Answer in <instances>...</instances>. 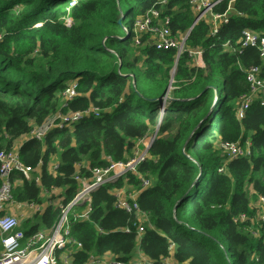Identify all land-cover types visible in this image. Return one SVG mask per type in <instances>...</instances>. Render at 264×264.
I'll return each instance as SVG.
<instances>
[{
	"label": "trees",
	"instance_id": "16d2710c",
	"mask_svg": "<svg viewBox=\"0 0 264 264\" xmlns=\"http://www.w3.org/2000/svg\"><path fill=\"white\" fill-rule=\"evenodd\" d=\"M72 1L0 0V152L12 151L57 114L89 113L52 130L43 142L29 138L19 150L21 162L40 171L31 180L14 175V202L46 204L21 230H51L61 209L47 205V194L67 205L78 189L76 174L126 162L157 130L137 174L93 192L89 220L71 217V235L82 245L76 264L89 254L129 261L136 249L150 264H162L171 244L180 264H264V229L257 239L248 231L257 228L250 202L264 198V107L252 103L241 119L235 110L250 92L244 70L261 67L264 79V66L257 49L234 54L223 48L227 41L235 44L243 29L264 36V0H236L241 16L215 37L204 23L191 31L186 44L203 50L205 66H193L184 54L169 96L176 50L156 49L150 36L143 38L150 43L135 46L134 26L157 10L173 36L186 33L195 19L191 0H75L69 8ZM67 90L76 96L65 98ZM167 96L171 103L160 114V102L152 100ZM248 139L251 157L223 163L218 140L244 145ZM142 179L151 182L148 189H141ZM124 188L139 192L148 224L116 208L115 191ZM85 210V204L76 206L74 214ZM242 215L246 221L236 223Z\"/></svg>",
	"mask_w": 264,
	"mask_h": 264
},
{
	"label": "built area",
	"instance_id": "2783aa9c",
	"mask_svg": "<svg viewBox=\"0 0 264 264\" xmlns=\"http://www.w3.org/2000/svg\"><path fill=\"white\" fill-rule=\"evenodd\" d=\"M158 1L162 5L166 4L165 0ZM224 3H227L226 9L223 12L218 11ZM235 3L236 0H191L190 8L195 15L193 24L186 33H180L176 36L171 34L170 27L160 19L159 11L152 10L135 22L134 44L135 46L147 45L150 40L144 42L143 38L150 36L151 45L156 49H175L176 60L171 70L172 75H174L176 66L184 54L191 60L193 66L203 68L205 64L203 50L188 47L186 44L187 39L191 31L201 23L207 25L211 37L217 36L222 28L230 24L232 18L241 16L235 9ZM75 4L76 1H72L69 8ZM67 25L70 26L71 24L68 22ZM223 48L234 54L246 48L257 49L261 56V63L264 66V36L255 31L243 29L235 44L227 41L223 44ZM244 71L250 85V92L243 95L236 102L235 110L238 119L243 118L249 106L256 101H259L261 106L264 107V79L261 67L253 66ZM170 91H168V96ZM64 96L71 99L76 96V92L68 90L64 93ZM168 96L160 102L162 111L170 105ZM96 113L99 112L96 111ZM88 114L76 113L70 117L57 114L50 118L54 122L49 123L47 120L43 126L36 127L29 136L43 142L54 127H63L64 122H69L70 119L71 122L76 123ZM58 120L60 123L56 124L55 122ZM156 136L157 130L154 135L149 134L140 140L133 156L126 162L111 164L107 168H88L89 176L76 174L74 180L78 185L77 192L67 205L63 206L61 202L58 204L57 207L61 209V214L54 227L51 230L42 228L28 234L21 230L20 217L13 213L14 208L19 209L22 205L14 202L12 179L16 173H21L25 179L31 180L35 170L21 162L19 151L0 152V264H76L75 253L77 250L82 249V245L71 235L73 223L71 217L73 216L75 220H89L92 193L119 179H126L130 174H137L140 165L149 158V150ZM252 145L250 139L244 145L240 142L232 143L218 140L215 147L226 157L223 163H228L238 158L251 157ZM223 171H225L224 167H221L219 172ZM38 181L39 178L36 182ZM150 186L151 182L149 180L142 179V190L148 189ZM138 195L139 192L131 188L117 190L115 191V206L128 214L135 215L141 225L148 224L149 217L141 211L137 201ZM82 203H85L86 210L81 214H74L75 207L80 206ZM250 204L256 210V215L251 223L257 228L248 231L252 237L257 239L261 237L259 230L264 229V198L258 196L256 201L253 200ZM26 206L36 213L41 210L40 206L31 204H26ZM239 221H246V216H240L236 223ZM125 232H129V230L125 229ZM142 235L143 230L139 229L138 240ZM174 250L175 246L171 244L169 256L162 259V264H180L173 258ZM83 264H150V260L139 249H136L129 261H124L113 254L104 256L89 254L88 260Z\"/></svg>",
	"mask_w": 264,
	"mask_h": 264
},
{
	"label": "crops",
	"instance_id": "0c3cea01",
	"mask_svg": "<svg viewBox=\"0 0 264 264\" xmlns=\"http://www.w3.org/2000/svg\"><path fill=\"white\" fill-rule=\"evenodd\" d=\"M204 66H205V64H204ZM73 84H75V82L73 83ZM69 85H71V84H69ZM171 103V102H170ZM159 107H160V114H163V112L169 107H166L165 109H163V111H162V106H161V104L159 105ZM156 132V131H155ZM30 138V136H26V137H23V138H21V139H19V140H17L16 142H15V144H14V149L13 150H15V151H19L20 149H21V147L23 146V144L28 140ZM39 171H40V168H38L36 171H35V173H39ZM15 184H18L19 185V182H16ZM125 189V188H124ZM128 189V188H127ZM54 194L55 195H59L60 193L58 192V191H55L54 192ZM49 198H50V195H46V200H47V205H51V206H58V204L62 201L61 199H56V200H52V201H50L49 200ZM48 201H50V203L48 202ZM22 206L19 208V209H17V208H14L13 209V213L15 214V215H17V216H19L21 219H22V222H24L25 220H28V219H30V218H32V214H33V216L36 214V212H34L33 210H30V209H28V207L26 206V204H21ZM46 205V204H45ZM45 205H42V206H40L41 207V210L38 212V213H40V212H42V210L44 209V207H45ZM32 213V214H31ZM40 229H42V228H40ZM174 258V257H173Z\"/></svg>",
	"mask_w": 264,
	"mask_h": 264
},
{
	"label": "rangeland",
	"instance_id": "374dc122",
	"mask_svg": "<svg viewBox=\"0 0 264 264\" xmlns=\"http://www.w3.org/2000/svg\"><path fill=\"white\" fill-rule=\"evenodd\" d=\"M75 1V0H74ZM66 23H68L69 22V24H72L71 23V20L68 18V19H66V21H65ZM258 33V32H257ZM260 34V33H259ZM174 77H172V79H173ZM171 79V80H172ZM73 83H74V81H69V84H71V85H73ZM47 122H49V123H52V122H54V121H52L51 119L50 120H48ZM56 123V122H55ZM56 127H54L53 128V130L55 129ZM158 132V131H157ZM155 134V130L152 132V133H150V135L152 136V135H154ZM132 189V188H131ZM133 190V189H132ZM32 214V213H31ZM32 217H33V214L31 215ZM20 220H21V224L23 223L22 222V219L20 218Z\"/></svg>",
	"mask_w": 264,
	"mask_h": 264
},
{
	"label": "water",
	"instance_id": "95a60500",
	"mask_svg": "<svg viewBox=\"0 0 264 264\" xmlns=\"http://www.w3.org/2000/svg\"><path fill=\"white\" fill-rule=\"evenodd\" d=\"M165 98H162V99H156V100H152V102H161V101H163ZM204 121H202V123H203ZM195 186V185H194ZM194 188V187H193ZM193 188L189 191V192H187V194L185 195V197L187 196V195H189L190 194V192L193 190ZM85 203H82L81 205H84Z\"/></svg>",
	"mask_w": 264,
	"mask_h": 264
},
{
	"label": "bare ground",
	"instance_id": "6f19581e",
	"mask_svg": "<svg viewBox=\"0 0 264 264\" xmlns=\"http://www.w3.org/2000/svg\"><path fill=\"white\" fill-rule=\"evenodd\" d=\"M139 19H140V18H139ZM187 40H188V39H187ZM172 77H174V75H172ZM173 83H174V80L172 79L171 82H170L169 91H170V89H172V86H171V85H172ZM67 91H68V90H67ZM67 91H65V92H67ZM66 123H69V122H66ZM70 123H73V122H70ZM64 124H65V122H64ZM35 129H36V128H35ZM35 129H34V130H35Z\"/></svg>",
	"mask_w": 264,
	"mask_h": 264
}]
</instances>
